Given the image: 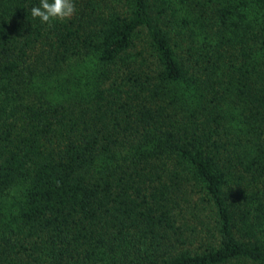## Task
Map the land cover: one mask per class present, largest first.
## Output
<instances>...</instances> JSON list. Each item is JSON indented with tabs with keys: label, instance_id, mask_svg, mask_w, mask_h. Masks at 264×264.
<instances>
[{
	"label": "trees",
	"instance_id": "obj_1",
	"mask_svg": "<svg viewBox=\"0 0 264 264\" xmlns=\"http://www.w3.org/2000/svg\"><path fill=\"white\" fill-rule=\"evenodd\" d=\"M39 3L0 0V264H264V0Z\"/></svg>",
	"mask_w": 264,
	"mask_h": 264
},
{
	"label": "rangeland",
	"instance_id": "obj_2",
	"mask_svg": "<svg viewBox=\"0 0 264 264\" xmlns=\"http://www.w3.org/2000/svg\"><path fill=\"white\" fill-rule=\"evenodd\" d=\"M10 193H0V203L6 208H12L21 195V188L15 187ZM176 219L178 233L183 237L185 248L200 250L205 244L217 241L218 228L216 211L207 203V198L198 189L188 187L183 189L178 199Z\"/></svg>",
	"mask_w": 264,
	"mask_h": 264
},
{
	"label": "clouds",
	"instance_id": "obj_3",
	"mask_svg": "<svg viewBox=\"0 0 264 264\" xmlns=\"http://www.w3.org/2000/svg\"><path fill=\"white\" fill-rule=\"evenodd\" d=\"M76 11L74 0H40L39 6L31 8V16L51 26L52 21L70 19Z\"/></svg>",
	"mask_w": 264,
	"mask_h": 264
}]
</instances>
